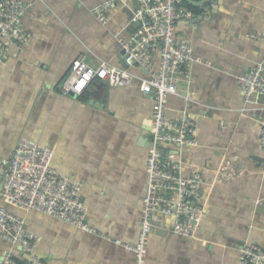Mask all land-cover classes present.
Listing matches in <instances>:
<instances>
[{
    "label": "crops",
    "instance_id": "obj_1",
    "mask_svg": "<svg viewBox=\"0 0 264 264\" xmlns=\"http://www.w3.org/2000/svg\"><path fill=\"white\" fill-rule=\"evenodd\" d=\"M25 1L32 3L24 17L30 38L12 44L0 64V156L9 157L22 139L52 148L55 169L83 183L96 232L37 210L11 212L42 237L35 254L46 264H136L135 253L115 241L138 242L149 182L150 146L142 136L152 118V98L138 78L124 87L96 81L80 96L63 94L60 87L80 57L96 66L104 61L125 67L122 41L137 30V2L116 3L103 23L92 8L109 0ZM183 5L192 16L179 20L176 29L193 45L196 62L191 84L180 82V94L169 97L167 115L187 112L196 121L198 145L184 157L186 173L200 172L205 180L206 213L195 238L174 234V218L157 214L147 264H239L243 245L264 247V149L258 117L243 110L237 80L264 57V0ZM130 71L146 76L139 65ZM249 108L264 113L259 106ZM227 164L237 165L240 174L220 182ZM11 249L0 238V259Z\"/></svg>",
    "mask_w": 264,
    "mask_h": 264
},
{
    "label": "built area",
    "instance_id": "obj_2",
    "mask_svg": "<svg viewBox=\"0 0 264 264\" xmlns=\"http://www.w3.org/2000/svg\"><path fill=\"white\" fill-rule=\"evenodd\" d=\"M129 0H109L92 8L93 14L106 22L116 3ZM132 23L137 30L130 40H123L125 67L102 61L93 65L86 57L73 61L71 70L61 84L63 94L82 95L94 82L110 86H131L140 79L141 91L152 98L151 147L147 159L149 182L143 200L141 229L136 244L115 242L136 255V264H147V246L154 230L157 214L174 218L171 231L185 238H195L206 213L200 172L186 173L184 154L198 145L195 119L184 113L178 118L167 115L171 95H179V83L192 82V67L196 62L193 45L177 33L179 20L192 16L183 0H135ZM32 3L25 0H0V64L8 56L12 44L28 42L30 35L24 17ZM159 52L157 62L156 55ZM139 65L146 71L141 77L130 71ZM243 93V110L258 117V142L264 149V57L246 73L237 76ZM166 146H174L168 150ZM162 148L165 152H162ZM54 151L50 147L22 139L9 157L0 156V238L14 249L6 251L0 264H46L35 254L42 237L27 227L25 217L11 212L1 201L21 210H37L75 227L95 233L87 217L82 197L83 183L61 175L53 166ZM240 169L235 164L222 167L218 181L235 179ZM108 238V237H107ZM239 264H264V247L245 244L240 248Z\"/></svg>",
    "mask_w": 264,
    "mask_h": 264
},
{
    "label": "water",
    "instance_id": "obj_3",
    "mask_svg": "<svg viewBox=\"0 0 264 264\" xmlns=\"http://www.w3.org/2000/svg\"><path fill=\"white\" fill-rule=\"evenodd\" d=\"M186 1L189 2V3H192V4H194V5H196V4H197V5H204V3L207 2V1H211V2L214 3V2H216V1L218 2L219 0H202L201 2H195V1H193V0H186ZM220 1H221V0H220ZM209 7H211V5H210ZM122 52H123V54L125 53L124 50H123ZM100 81H101V80H100ZM101 82H103V85H105V82H104V81H101ZM95 83H96V82H94V84H95ZM98 87H100V86L98 85ZM151 126H152V120H150V121H149V125L145 127V132L143 133V136H142V140H143V141H146L150 147H151V144H152V142H151V135H149V134H150V130H151ZM162 152H163V153L165 152V149H164V148H162ZM1 205L7 207L10 211H11V208H14V207H12V206H10V205H8V204L2 202V201H1Z\"/></svg>",
    "mask_w": 264,
    "mask_h": 264
}]
</instances>
